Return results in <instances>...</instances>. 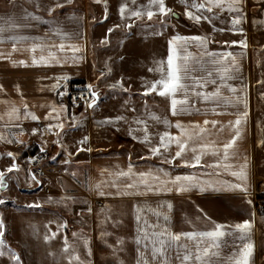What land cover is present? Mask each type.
I'll list each match as a JSON object with an SVG mask.
<instances>
[{"label":"crops","instance_id":"1","mask_svg":"<svg viewBox=\"0 0 264 264\" xmlns=\"http://www.w3.org/2000/svg\"><path fill=\"white\" fill-rule=\"evenodd\" d=\"M86 3L87 0H71V3L68 0H0V26L5 29L0 34L3 41L0 42V171H5L13 162L19 169L7 174L8 187L0 191V199L7 201L0 204V221L9 228L10 237L26 242L25 254L33 264H68L72 256H79L84 264H137V215L150 224L166 223L173 234L208 231L215 224L231 231V226L248 220L252 223L254 244L250 264H264V210L261 209L264 204V106L258 107L257 99L252 97L250 82V40L264 35V0H240L237 7L245 13V36L239 34L237 39L227 41L212 29L193 25L175 27L165 35L164 59L169 54L168 42L176 35L206 37L208 51L233 53L238 70L230 75L236 78L222 83L238 91L231 93L222 87L221 95L232 99L240 96L247 105L246 108L244 104L221 107L216 114L211 111L215 107L213 103H201L190 97L189 102L195 101L201 111L175 116L170 112L168 98L155 93L141 95L145 89L100 93L95 107L81 111L66 103L68 85L74 81L87 82L89 75ZM57 4L63 7H56ZM213 11L235 14L215 8ZM233 41L245 42L246 46L232 45ZM60 44L65 45L63 51L58 47ZM69 46L79 51L74 52ZM189 51L195 53L198 49L190 44ZM214 88L215 85H208L204 91L211 92ZM245 112L247 115L239 129L241 135L231 150L236 155L229 163L236 166L233 171L247 164L246 182L222 168L180 166L184 160H192L194 154L190 149L199 143L215 141L222 148L235 135L230 122ZM32 115L38 119H31ZM117 117L123 119L117 120ZM151 117H159L161 122ZM108 120L112 122L107 123ZM164 120L169 122L168 126L162 123ZM205 120L218 124L216 128L211 124L205 126ZM177 121L185 127L198 124L206 128L205 139L189 141V150L180 159L173 164L163 163L165 158L174 156L177 147L161 149L162 156L153 155L150 149L159 144V137L165 131L180 135L174 127ZM60 124L63 131L57 127ZM49 125H53L50 130ZM189 131L194 134L198 130L189 128ZM146 133L151 143L140 142ZM84 138L86 142L81 143ZM41 148L48 149L50 160L45 164L44 178L34 181L28 158ZM217 159L206 154L201 163L212 164ZM130 164L134 173L153 172L161 181L177 175L196 177V186L177 191L176 185L168 183L163 190L145 193L141 189L140 194H135V190L123 187L131 181L117 180L114 175L127 171ZM217 172L220 174L216 175ZM113 181L118 187L112 186ZM233 184H243L247 191L229 187ZM101 191L104 195L99 194ZM33 204L40 207H26ZM147 209L161 213V218L158 220ZM164 215L168 217L167 222L162 218ZM60 224L66 227L58 228ZM53 232L57 233L55 238L46 240ZM65 237L70 245L69 253L63 251ZM185 242L191 246L190 241ZM37 246L41 247L42 254L36 251ZM232 249V237L225 236L217 251L227 258ZM171 255L169 264H180L174 259L175 254ZM149 261L158 264L150 256Z\"/></svg>","mask_w":264,"mask_h":264},{"label":"snow or ice","instance_id":"2","mask_svg":"<svg viewBox=\"0 0 264 264\" xmlns=\"http://www.w3.org/2000/svg\"><path fill=\"white\" fill-rule=\"evenodd\" d=\"M71 3V0H68ZM100 2V0H96ZM183 3H187V0H182ZM240 0H203L201 3H195L189 5V7L194 8L196 12L201 13L200 15H195L192 11L186 10V16L189 19L194 20L196 23H199L202 19L211 23L212 19L218 18V13H213V9H219L220 12H238L239 9L237 5ZM135 3V0H133ZM153 6H156L158 13L165 17L171 12V9H168L165 5L164 0H149V4L146 6V15L149 20L157 14L152 10ZM56 7H63L62 4H57ZM126 10V6L122 5L120 7V13L123 16V13ZM50 11H54L51 9ZM204 12L213 13L211 16L203 15ZM145 13L136 10L131 12L133 17H142ZM27 18V17H25ZM107 18V16H105ZM240 18L236 17L231 20L233 26L240 23ZM13 23H15L13 21ZM163 23V21H161ZM131 27V25H128ZM4 28L0 26V34L4 32ZM113 29H109L111 33ZM223 31V29H220ZM242 31V30H241ZM0 42H3L0 40ZM207 38L192 36L184 37L176 35L169 40V54L164 60L156 62L154 68H150V72H157L159 78L155 81L146 82L144 87V92L141 95L148 96L152 93H155L161 97L168 98L170 101V112L172 115H178L181 113L191 114L194 110L199 113L201 110L196 108L195 101L192 103L189 102L190 97H195L196 100L201 103H213L214 108L211 109L213 113L219 114L217 112L218 108L221 107H239V105L244 104L246 108L245 100L237 96L235 99L230 97H224L221 95V88L227 87V90L231 93H236L238 90L235 87L226 86L222 81L226 79H235L236 77L230 75L236 68L235 57L231 52H210L206 47ZM228 44L229 42H225ZM194 44L198 49L197 52L193 53L189 51V45ZM232 45L240 44L241 46H246L245 42H231ZM59 49L63 51L65 49L64 44H60ZM74 52L79 51L78 48L74 46H69ZM35 51V49H33ZM43 60V57H41ZM33 63H36L34 60ZM201 72L204 75L196 76L194 73ZM122 83V82H121ZM208 85H215V88L211 92L204 91ZM89 90L91 86H88ZM90 96L93 98L90 103L87 104L88 108H93L96 106L98 96L94 91H89ZM179 97V98H178ZM247 113H243L242 116L234 122H230L231 127L235 131V135L227 143L222 145V148L216 145L215 141L211 143H199L196 146H193L190 150L193 152V157L191 161L184 160L181 167H205V168H215L223 169L228 171L230 175L236 177L240 181L246 182L247 173L245 169L247 164H242L239 166L238 171H233L232 169L236 167L235 165L229 163L236 155L234 151V146L236 140L240 137V125L243 122V117H246ZM157 122H161L159 117H151ZM31 119L37 120L38 118L35 115L31 116ZM117 120L123 119L122 117H117ZM111 123V120L106 121ZM137 123H144L143 121H137ZM166 126L169 125L167 120L162 121ZM211 124L213 128H216L217 121H204V125ZM53 125H49L48 129L50 130ZM57 127L63 131V124L58 125ZM179 131L180 135L173 136L170 132L165 131L159 137V144L153 146L150 151L153 155L162 156L164 151H167L172 145L177 147V151L171 159L165 158L162 162L167 164H173L176 159H180L186 151L189 150V141L199 140L203 141L205 139L204 133L207 129L200 127L198 124H192L188 127H185L179 121L174 125ZM189 128L198 130L194 134L189 131ZM35 129L33 132L35 133ZM134 139H139L133 137ZM87 138H84L81 143L86 142ZM140 142L151 143L150 137L145 134V137ZM44 149L41 148L40 151ZM82 150V149H81ZM206 154H211L213 156L219 157L214 163L204 165L201 163L202 158ZM9 157H13L12 153L7 154ZM55 159V157H53ZM13 171H19L18 166L13 162V164L8 167L5 171H0V191L7 189V180L6 176L8 173ZM162 171V170H161ZM167 176V172L163 173ZM220 172H217L216 175H219ZM117 180H128L131 182L125 183L123 187L125 189L135 190V194H140V190L146 192H155L163 190L167 187L168 183L177 186V191H187L191 187L196 186L197 178L192 176H181L177 175L169 181H161L160 176L154 174L153 172H140L134 173L132 170L131 164L127 171H119L114 174ZM32 179L35 181L36 177L33 175ZM38 183V181H37ZM227 183V182H225ZM113 187H118L116 181L112 182ZM97 188H100L101 185H97ZM229 187L238 189L240 191L246 192L247 188L243 184H233ZM171 190L170 188L168 189ZM100 195H104V192H100ZM124 194H129L125 192ZM7 201L0 199V204L6 203ZM26 207H40L38 204L27 205ZM170 207V205L168 206ZM90 211V210H89ZM139 212H143L144 209H139ZM147 211L152 212L153 215L157 216L158 220L161 218V213L155 212L152 209H147ZM163 220L168 221V217L164 215ZM138 228H137V237L135 243L138 245V259L137 264H150L149 256L151 261H158V264H169V261L173 259L172 253L175 254L174 259L179 260L180 264H220L221 261L224 264H250L251 257L254 253V244L251 242V230L252 223L251 221H243L237 223L234 226H231V231H225V226L220 224H215L212 226L211 230L203 232H186V233H176L173 234L168 229L166 223L165 225L150 224L147 219L142 218L141 215L136 216ZM58 228L66 227V224H60ZM57 235L56 232L52 233L51 237L46 236L45 239L55 238ZM75 235V233H73ZM5 236L4 226L2 221H0V256H3L5 252L10 253V259L15 261V264H21V258L18 254L11 251L10 246L7 245L6 241L3 239ZM225 236L232 237V252L227 258L221 257L219 251L221 247V241ZM185 241H190L191 246ZM65 247L63 251L65 253L70 252V245L68 244L67 238L65 237ZM87 244V242H86ZM148 253V255H146ZM89 251V255H90ZM68 264H84L83 261H80L79 256H72L69 259Z\"/></svg>","mask_w":264,"mask_h":264},{"label":"rangeland","instance_id":"3","mask_svg":"<svg viewBox=\"0 0 264 264\" xmlns=\"http://www.w3.org/2000/svg\"><path fill=\"white\" fill-rule=\"evenodd\" d=\"M164 2L168 9L177 11L187 23H192L197 28L212 29L227 41L237 39L236 37H240L239 34L245 36L243 35L244 12L218 13V18L212 19L211 23L203 19L196 23L185 14L186 10L192 11L195 15L201 14L189 7L193 2L197 3L196 1L187 0V3H183L182 0H164ZM148 4L149 0H135V3L133 0H100V2L87 0L85 4L89 28L87 83L98 95L108 91H126L127 88L141 90L144 89L143 85L146 82L159 78L157 72H150L149 69L154 68L157 61L164 59L165 35L169 31H173V28H182L184 25L174 21L170 17V13L167 17L160 15L156 6H153L152 10L157 14L149 20L146 15ZM122 5L126 6L123 16L120 13ZM136 10L145 14L142 17L131 16V12ZM213 13L217 12L213 11ZM213 13L204 12L203 15L211 16ZM236 17H239L241 22L233 26L231 20ZM109 29H113V31L109 33ZM251 39L250 82L252 97L257 99L258 107H263L264 35ZM87 108L85 107L83 110ZM4 231L3 239L10 246L11 251L20 256L21 264H33V261L27 259L25 254L26 242L20 241L16 236L10 237L9 228L5 226ZM30 247H32L31 244ZM36 251H40L42 254L41 247L37 246ZM0 264H15V261L10 259V253L5 252L3 256H0Z\"/></svg>","mask_w":264,"mask_h":264},{"label":"built area","instance_id":"4","mask_svg":"<svg viewBox=\"0 0 264 264\" xmlns=\"http://www.w3.org/2000/svg\"><path fill=\"white\" fill-rule=\"evenodd\" d=\"M89 84L82 81H74L68 85L66 90L65 101L74 110H83L87 108V104L91 100L89 91ZM50 159V153L48 149L39 151L36 154L29 156V167L31 176L35 175L36 179H42L45 176V164ZM47 190V189H46ZM261 209L264 210V204L261 205Z\"/></svg>","mask_w":264,"mask_h":264},{"label":"water","instance_id":"5","mask_svg":"<svg viewBox=\"0 0 264 264\" xmlns=\"http://www.w3.org/2000/svg\"><path fill=\"white\" fill-rule=\"evenodd\" d=\"M170 17L174 20V21H176L177 23H179V24H182V25H184V26H187V27H190V26H192L193 24L192 23H187L182 17H181V15L177 12V11H175V10H171V12H170ZM96 94H97V96H98V93L97 92H95ZM99 97V96H98ZM98 101V100H97ZM97 103V102H96ZM90 109V108H89Z\"/></svg>","mask_w":264,"mask_h":264},{"label":"trees","instance_id":"6","mask_svg":"<svg viewBox=\"0 0 264 264\" xmlns=\"http://www.w3.org/2000/svg\"><path fill=\"white\" fill-rule=\"evenodd\" d=\"M257 197H258V198H260V197H261V195H260V194H258V195H257Z\"/></svg>","mask_w":264,"mask_h":264}]
</instances>
